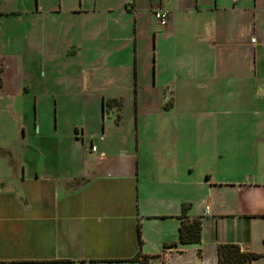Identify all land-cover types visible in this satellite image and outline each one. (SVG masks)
<instances>
[{"label": "crops", "instance_id": "1", "mask_svg": "<svg viewBox=\"0 0 264 264\" xmlns=\"http://www.w3.org/2000/svg\"><path fill=\"white\" fill-rule=\"evenodd\" d=\"M239 1L0 0V40L7 22L26 26L13 37L57 105L51 128H22L23 151L0 141V264H140L139 251L218 264L225 243L264 253V144H227L221 130L244 98L264 122V0ZM12 56L0 45V77ZM195 97L213 110H190ZM38 100L16 96L14 109L34 102L37 115ZM195 132L213 144H189ZM183 205L202 219L199 243L179 242Z\"/></svg>", "mask_w": 264, "mask_h": 264}, {"label": "rangeland", "instance_id": "2", "mask_svg": "<svg viewBox=\"0 0 264 264\" xmlns=\"http://www.w3.org/2000/svg\"><path fill=\"white\" fill-rule=\"evenodd\" d=\"M244 0H240L239 2L243 3ZM14 3V0H6V3ZM264 5V4H263ZM262 16V25L264 27V11H261ZM252 17V16H251ZM6 25V26H5ZM3 25V38L0 40V45H2L3 51L12 53L15 52L17 57H11L9 60L10 67L9 69H5L0 77V81L2 80L3 86L0 87V141L2 144H5L3 141H9L10 147L14 149L15 147L19 150L23 151V142L22 140H18V137L22 135V128L25 127L26 130H30L33 127V123L36 122L38 127L41 126L42 122L44 123L45 127L51 128V123L55 122L57 119L56 116V102L54 98L55 92L52 89H47L43 85V79L41 78L42 72L33 71L32 68L26 67L25 61L27 60V46L28 43L24 40L16 41L14 39V34L17 30H21L26 28L25 25L21 24H10L6 23ZM6 28H5V27ZM38 28H41L39 26ZM7 31V36L5 37V32ZM36 51L40 54V47H34ZM25 58V59H24ZM145 81L148 83L150 87L148 90L144 91L145 94H148L152 88L153 84V69H151L150 75L145 78ZM28 85L30 88L29 92L24 94L23 89ZM217 93L223 94L222 91L219 90L215 91L213 94L216 95ZM36 95L38 97V104L40 106V99L42 101L43 106L39 107V113L36 115L37 109L36 106L34 107V102L31 106L27 102L21 104L20 107L16 110L14 109V100L16 96L18 98H23L24 95ZM146 97V96H145ZM197 97V96H196ZM196 102L191 106L190 110L193 109L194 111L198 112H207L212 111L214 106L211 105L210 102L201 101V98H196ZM212 98V95H210ZM19 100V99H18ZM117 107V106H115ZM227 107V105H226ZM258 108H263L264 105H257ZM148 106L145 105L144 101L140 104V114H145L150 112L147 110ZM119 109V108H118ZM122 115L124 119L129 118L131 115H134V103L130 100H125L122 107ZM232 112H238L240 115L237 117L236 115H232V117H228L224 119L222 122L224 125L221 128L222 130V138H225L227 144H235L239 140V144L243 146H248L253 144V142L258 141L259 144H264L259 138L263 136L264 138V122L259 121L261 119V115H258L254 112L255 104L250 100L243 99L242 104L240 107L237 108L232 106ZM42 111V112H41ZM148 111V112H147ZM151 111H156L151 109ZM108 113V112H107ZM45 114L46 119H41L42 115ZM37 116V119H36ZM36 119V120H35ZM221 120V119H220ZM211 123V122H210ZM194 127L196 128V124L194 123ZM259 134L260 137L257 139L256 134ZM199 134V133H198ZM179 140V139H178ZM261 141V142H260ZM257 142V143H258ZM8 143V142H7ZM9 144V143H8ZM29 144V143H28ZM189 144L194 146H204L206 144H213L212 140H207L201 134L197 135L195 132L193 138H189ZM23 145V146H22ZM5 147H7L5 145ZM25 160V154L20 152ZM0 160H10L9 154L4 153L2 151L0 153ZM23 160V161H24Z\"/></svg>", "mask_w": 264, "mask_h": 264}, {"label": "trees", "instance_id": "3", "mask_svg": "<svg viewBox=\"0 0 264 264\" xmlns=\"http://www.w3.org/2000/svg\"><path fill=\"white\" fill-rule=\"evenodd\" d=\"M189 205H183L180 215V243H199L202 235V219L191 218L188 215ZM141 242V239H140ZM262 254L253 253L242 250L238 244L225 243L219 244L217 249L218 264H251V262L262 256ZM154 257V256H153ZM152 256L142 254L139 251L133 258V261H138L140 264H150Z\"/></svg>", "mask_w": 264, "mask_h": 264}, {"label": "built area", "instance_id": "4", "mask_svg": "<svg viewBox=\"0 0 264 264\" xmlns=\"http://www.w3.org/2000/svg\"><path fill=\"white\" fill-rule=\"evenodd\" d=\"M154 15L160 27L165 28L168 26L170 21V12L167 9L158 7L154 11Z\"/></svg>", "mask_w": 264, "mask_h": 264}]
</instances>
